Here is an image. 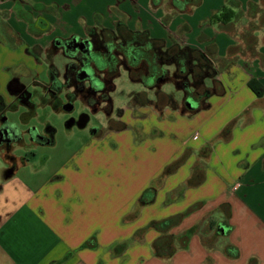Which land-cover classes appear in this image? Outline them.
Wrapping results in <instances>:
<instances>
[{
  "label": "crops",
  "instance_id": "1",
  "mask_svg": "<svg viewBox=\"0 0 264 264\" xmlns=\"http://www.w3.org/2000/svg\"><path fill=\"white\" fill-rule=\"evenodd\" d=\"M94 1V6L85 5L83 11L77 8L75 14L91 21L103 8L119 4L127 19L130 15L129 0ZM134 1L141 15L163 12L155 21L147 20L142 31L163 40L165 48L178 44L203 51L215 44L218 57L234 59L217 73L221 91L195 112L188 111L194 104L188 110L138 103L126 107L116 118L122 127L108 129L113 132L110 135H100L97 130V137L92 134L89 143L50 179H40L36 173L17 177V170L27 160L14 154L16 148L12 154L17 157V167L8 172L0 151V264H247L251 258L264 264V95L256 97L248 87V81L256 79L264 88V43L246 59L230 36L237 24H248L253 14L249 5L261 6L264 0H217L206 11V0H201L190 13H178L167 6V0L155 9L150 0ZM1 2L12 3L7 16L0 13V37L8 38L10 44L23 48V34L49 31L47 17L33 18L24 8V0ZM41 3L33 4L41 7ZM223 5L236 9L237 18L218 27L207 24ZM113 11L117 18L122 15L118 9ZM184 22L185 32L177 34ZM196 32L199 45L186 44L188 36ZM2 50L0 62L5 56ZM24 53V58L8 56V63L0 66L1 93L14 78L36 84L34 80L39 81L46 71L42 64L44 69L37 73L36 55ZM136 111L150 114L135 119L140 116ZM22 133L27 136L24 130ZM101 140L104 144L99 149H89ZM235 183L239 184L236 191L232 189ZM191 207L195 208L188 216L179 218ZM229 211L232 231L217 240L214 250L207 249L201 237L211 235ZM168 219L177 220L167 232L171 235L191 227L197 233L187 250H177L170 259L162 260L153 254V245ZM226 243L239 248L238 259L221 253Z\"/></svg>",
  "mask_w": 264,
  "mask_h": 264
},
{
  "label": "rangeland",
  "instance_id": "2",
  "mask_svg": "<svg viewBox=\"0 0 264 264\" xmlns=\"http://www.w3.org/2000/svg\"><path fill=\"white\" fill-rule=\"evenodd\" d=\"M1 1L3 0H0V13L2 14V16L4 15L5 17L7 16L9 11L8 9L11 7L12 3L8 2L7 4H5ZM47 1L49 2L43 4L41 2H38L37 0H24L25 10L29 11L28 13L32 15L33 18L39 15L46 16L47 20L51 23L50 29L49 31L43 33L37 31V33H30V35L23 34L24 49L22 47L18 48L17 46L10 44L13 42H10L8 38L0 37V48H3L2 52L5 54V56L3 57V61L0 62V66L8 63V61L10 60L8 56L10 55L11 58L17 56L24 58L26 56L24 53L25 51L27 54L33 53L34 55H36L34 61V70L36 72L44 69L42 67V64L44 65V67H46V69L49 65H52L56 67L57 73L59 77H61L63 75L64 67L70 62V59H68V57L66 56H63L62 51L54 46V42L56 40L65 41L73 37H76L79 40L90 39L93 37L99 39L96 34L98 35L101 32H104L105 34H108V37H110L109 40H114L117 43H122L119 37L112 39L113 32H115V25L117 22L126 24V29H122L123 34H125V31H129V29L130 31L135 30L140 32L143 30L142 27L144 26V23H148V21L153 22L159 15H163L162 11H149V14L147 13V15H141L139 4H137L134 0H129L131 4H129L130 15H128V19L126 18V12H122L119 9L121 5L112 4L108 5L107 9L103 8V12L101 14H94L92 20L90 21L87 20L85 16L81 14H75L74 11L77 8L83 11V6L85 5H87V7L94 6V0H81V4L78 5H76L78 0ZM208 1L212 4L207 3ZM99 2L102 3L101 0H99ZM104 2L106 1L103 0V3ZM119 2H122V0L117 1V3ZM213 2H217V0H206L205 5L203 6L204 11L211 9L213 7ZM33 3H41V7H36ZM243 5L246 6L244 2ZM16 6H18V4H16ZM114 9H118L122 12V15L119 18L115 16V11H113ZM258 11L264 13V5L259 6ZM142 17L143 20H141ZM181 18L182 20L185 19L183 17ZM254 22L259 23L260 18L258 17ZM186 27L187 25L184 22L178 28L177 34L184 33ZM247 29L248 24H237L235 26V30L232 31L230 36L232 37L234 43H236L235 45H239L240 49L244 51L241 55L246 59H250L251 55H253L254 52L256 53L257 48H259V44L264 43V27L260 29V32L253 34L259 36H255L257 40L255 42V46L251 48H248V46L246 45H249L248 43L251 44L252 40L249 41L246 37L244 39L243 36V33H245ZM196 34L197 32L194 34H190L186 40V44L198 46L200 42L199 40L196 41ZM14 35L17 40H20L19 34ZM239 42L240 44H238ZM115 59V61L118 62V77L112 80L114 88L109 93V97L111 99L110 115H105L103 110H97L94 113H90L88 109H84V112H88L89 117V122L84 128H80L78 126H72L70 128H67L65 126V123L70 118L78 119V112L82 110L79 103H74V111L71 113L65 112L62 109L55 110L53 107L50 106V104L44 105V103H42V101L40 100V98L42 97V91L40 90V87L33 84H29L30 91H35V98L33 100L37 104L35 114L30 117L26 123H23L20 120V116L24 111L22 108L18 109L17 111L12 110L7 112L6 117L9 121L16 123L21 131L25 130L29 126L34 127L39 131L41 136L44 137L47 136L46 129L49 126L53 127L55 130L54 142L52 144L33 145L27 148L26 145L28 146L29 142L27 140V136L23 135V143L16 146L17 151H15L14 154L17 157L20 156L23 159L27 160V164H21V166L16 172L17 177L23 178V175L25 177V175H33L36 173L38 174V177L40 179L52 178L57 174L56 172H61L64 167V163L68 158H70V156L78 152L83 145L89 143V141L92 139V134L93 136L97 137V130H100V135L103 132H108V134L110 135L113 132L108 131V129H112L117 125V127H122L123 125L120 124V121L116 120V118L118 116L121 117L122 112L124 111L125 113V111L127 110L126 107L128 106H132L137 103L155 105L159 93H165L167 95H170V97L176 103H182V101L184 100V89H180L183 87L178 85V79L174 77L175 68L173 66L168 64L163 65L162 68L164 72H161L163 74L160 75V80H154L152 78L154 82L150 83V85H147L145 81H143L144 83L136 82V80L141 81V76H143L144 78L147 77L148 74H145L146 72L144 73L145 75L140 74V80H138L136 76L134 77V74H131L132 76H128L127 69L122 64V61L119 60L120 58ZM149 65L151 66V63L147 61L145 66ZM2 69L3 68H0V70ZM39 80L43 82L46 81L45 72L44 74L40 75ZM4 88H6L5 91H7V86L3 87V89ZM187 89L188 91H193V88L191 86H189V88ZM149 97L153 100L149 99ZM101 107L102 106L100 105V108ZM136 113L140 116L137 115L135 119H144L147 118L150 114L149 112L146 113V111L142 114H140L141 112L137 111ZM103 144L104 141L102 140L95 142L89 149L93 150L95 149V147L99 149V146ZM1 173L3 174V172ZM113 211H115V209ZM204 228V233L208 232L207 227ZM220 244L218 243V246Z\"/></svg>",
  "mask_w": 264,
  "mask_h": 264
},
{
  "label": "trees",
  "instance_id": "3",
  "mask_svg": "<svg viewBox=\"0 0 264 264\" xmlns=\"http://www.w3.org/2000/svg\"><path fill=\"white\" fill-rule=\"evenodd\" d=\"M166 2L167 6L175 9L178 13H190L193 8L201 4V0H167ZM162 3L163 0H150V6L153 9L158 8ZM249 8L253 13L252 16L259 13L258 4H250ZM252 16H250L251 19L248 21V29L245 33H243L244 39L246 37L249 41L252 40L251 44L248 43L249 45H246L248 48L255 46L257 39L253 33L259 30L260 26H264V13H262L259 17V23L254 22V20H252ZM235 18H237V10L230 5H223L219 11L210 16L207 20V24L212 25L213 27H218L232 23ZM115 26L116 31L113 32V35L117 34L122 43H117L113 40L111 41H113L115 46L118 47V53L121 56L124 53L123 57H125V61L129 62L132 60V63H130L132 66H137L141 63L145 65L147 61L151 63V66H146L150 74L147 76V80H151L150 82H146L147 85L153 83V79L160 80V75L163 74L161 72H164L162 68L163 65L168 64L175 68L174 77L178 79V85L183 87L180 89H184V100L182 103H176L170 95L159 93L155 105H167L181 110H188V107L193 106L191 104H194L195 108L192 110L189 109L188 111L195 112L205 108L207 105V99L221 91V85L219 81L216 80L217 73L221 70L225 63L234 59H232L230 55H227L225 58L218 57L215 50V44L207 45L203 51L176 44L165 48L163 40L152 39L145 31L139 32L129 30L125 31V34H123L122 29L125 30L126 25L117 22ZM237 50H241L240 47L237 48ZM238 52H240L239 54L241 55L244 51L241 50ZM117 76L118 73L116 72L114 78ZM129 76H131V74H129ZM136 82L138 81L136 80ZM189 86L193 88L192 92L188 91L187 88H189ZM248 87L256 97H262L264 95V88L256 79H250L248 81ZM65 126L67 128L72 127V120L69 119L65 123ZM78 126L82 127L83 125L78 122ZM46 132L47 136L44 137L41 136L39 131L34 127L27 129V134L31 142L39 145L52 144L54 142V128L49 126L46 129ZM142 199L143 197H141V200ZM222 206L223 205L219 208H222ZM194 208L195 207L189 208L186 212L181 214L179 218L188 216ZM228 209L230 208L228 207ZM224 217V221L216 225V228H214L215 231L211 235L207 238L201 237V242L209 250H214V248L217 247V240L223 236H228L233 229V227L228 224V220L231 217V211H229V213H225ZM163 224L165 226L163 225L161 236L153 245V254L162 260H168L177 250L188 249L189 240L197 233V228L191 227L183 231L180 235H171L167 232L173 226H176L177 220L173 221V219H168L164 221ZM149 226L155 228L154 223H151ZM220 250L221 253L228 259L236 260L240 257L239 248L231 243L224 244ZM247 264H258V262L254 258H251L247 261Z\"/></svg>",
  "mask_w": 264,
  "mask_h": 264
},
{
  "label": "flooded vegetation",
  "instance_id": "4",
  "mask_svg": "<svg viewBox=\"0 0 264 264\" xmlns=\"http://www.w3.org/2000/svg\"><path fill=\"white\" fill-rule=\"evenodd\" d=\"M96 36L99 39L93 37L79 40L73 37L65 41L56 40L54 46L59 48L70 62L64 67L61 77L56 67L49 65L45 71L46 81L35 79L36 84H33L39 86L42 91L40 98L42 103L50 104L55 110L62 109L71 113L74 111V103H79L82 110L78 112V119H70L73 126H78L80 122L83 125L82 128L89 122L88 112H84V109H88L90 113L103 110L105 115H110L109 93L114 88L112 80L115 79L116 72L118 73V62L115 58H120L119 60L127 69L128 76L134 74L133 76H136L138 80H140V74L149 76V70L143 63L132 66L130 64L132 60L125 61L124 53L122 56L118 53V47L115 46L114 40H109L108 34L101 32ZM116 37L118 38L117 34L113 35L112 39ZM147 79L141 76V81L138 82L144 83L143 81L147 82ZM29 87V84H23L14 78L8 83L7 91L0 92V151L1 158L8 163V172L14 171L17 167V157L12 154V151L23 143V133L16 123L8 120L6 114L22 108L24 111L20 120L23 123L35 114L37 108V104L33 101L35 91H30ZM28 128L30 126L24 130L26 134ZM27 137L29 145L26 147L29 148L34 143L29 139L28 134Z\"/></svg>",
  "mask_w": 264,
  "mask_h": 264
},
{
  "label": "built area",
  "instance_id": "5",
  "mask_svg": "<svg viewBox=\"0 0 264 264\" xmlns=\"http://www.w3.org/2000/svg\"><path fill=\"white\" fill-rule=\"evenodd\" d=\"M238 188H239V184L238 183H235L234 186L232 187V189L234 191H236Z\"/></svg>",
  "mask_w": 264,
  "mask_h": 264
},
{
  "label": "water",
  "instance_id": "6",
  "mask_svg": "<svg viewBox=\"0 0 264 264\" xmlns=\"http://www.w3.org/2000/svg\"><path fill=\"white\" fill-rule=\"evenodd\" d=\"M86 121H88V120H86ZM81 128V127H80Z\"/></svg>",
  "mask_w": 264,
  "mask_h": 264
}]
</instances>
